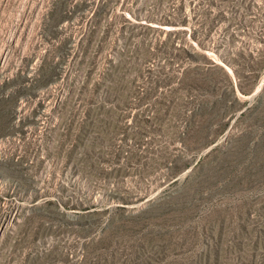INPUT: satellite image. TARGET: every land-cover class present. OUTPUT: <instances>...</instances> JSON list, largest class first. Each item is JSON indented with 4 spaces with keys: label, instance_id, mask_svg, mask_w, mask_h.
Listing matches in <instances>:
<instances>
[{
    "label": "rangeland",
    "instance_id": "obj_1",
    "mask_svg": "<svg viewBox=\"0 0 264 264\" xmlns=\"http://www.w3.org/2000/svg\"><path fill=\"white\" fill-rule=\"evenodd\" d=\"M0 264H264V0H0Z\"/></svg>",
    "mask_w": 264,
    "mask_h": 264
},
{
    "label": "trees",
    "instance_id": "obj_2",
    "mask_svg": "<svg viewBox=\"0 0 264 264\" xmlns=\"http://www.w3.org/2000/svg\"><path fill=\"white\" fill-rule=\"evenodd\" d=\"M61 6H55V9H52L49 14L50 17L52 18L53 15H58L56 12L57 8L60 9ZM50 18V19H51ZM60 23V19L58 22H56L53 26H52V33H54V31L56 30L57 24ZM199 56V55H197ZM199 58H203L202 56H200ZM205 63V66H194L190 69V72H194L196 75L198 73H204L206 75H211L213 73L218 74L220 76V78H215L213 76H209L206 77L203 74L200 76H197V80L195 79L194 82L192 83V86L194 88H201L204 91V94L206 95V97H204L205 99H201L199 101H193L195 103V109H191V113H195L200 111L202 108L207 107V106H214L215 104H225V97L229 96L231 97V99H235L234 98V92H235V88L231 82V79L229 78V76L227 75V73L224 71V69L218 65H216L213 62H210L209 60H203ZM195 78V77H194Z\"/></svg>",
    "mask_w": 264,
    "mask_h": 264
}]
</instances>
